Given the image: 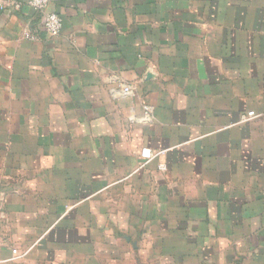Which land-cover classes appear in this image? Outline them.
I'll use <instances>...</instances> for the list:
<instances>
[{"label":"crops","instance_id":"obj_1","mask_svg":"<svg viewBox=\"0 0 264 264\" xmlns=\"http://www.w3.org/2000/svg\"><path fill=\"white\" fill-rule=\"evenodd\" d=\"M50 9L0 8V264H264V0Z\"/></svg>","mask_w":264,"mask_h":264},{"label":"built area","instance_id":"obj_2","mask_svg":"<svg viewBox=\"0 0 264 264\" xmlns=\"http://www.w3.org/2000/svg\"><path fill=\"white\" fill-rule=\"evenodd\" d=\"M54 0H0V8L4 9L9 7L12 10H20L24 5L31 7L33 10L40 14V21L38 24V30L44 32L48 36H57L62 28V19L55 11L50 9V5ZM38 35L37 30H25L24 36L29 39H35ZM125 92H130V88L126 86ZM257 116L254 110H247L240 116V122L245 123ZM141 156L146 161L153 158L156 154L149 148L141 149Z\"/></svg>","mask_w":264,"mask_h":264}]
</instances>
